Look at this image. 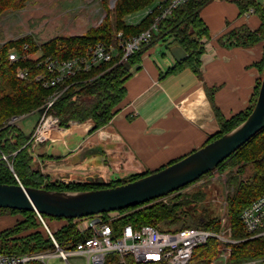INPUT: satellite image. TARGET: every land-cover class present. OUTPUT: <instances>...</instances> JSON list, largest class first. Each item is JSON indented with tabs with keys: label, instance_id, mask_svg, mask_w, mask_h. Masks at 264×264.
I'll use <instances>...</instances> for the list:
<instances>
[{
	"label": "trees",
	"instance_id": "obj_1",
	"mask_svg": "<svg viewBox=\"0 0 264 264\" xmlns=\"http://www.w3.org/2000/svg\"><path fill=\"white\" fill-rule=\"evenodd\" d=\"M26 1L0 0V15L6 11L22 8ZM155 1L115 0L113 8L106 9V15L101 22L83 33L57 35L41 44H37L31 35H25L15 40H8L0 46V183L20 182L23 186L56 191H77L99 187L54 179L43 174L40 168L33 167L35 159L29 135H24L15 124H7V120L13 115L42 111L47 98L54 91L63 90L49 110L58 118L59 125L66 128L73 121L91 120L90 131H96L106 125L119 110L125 97V81L138 67L142 53L151 43L153 44V41L167 42L168 46L176 44L186 52L185 59L171 70L190 67L197 71L199 58L203 52V41L209 38L208 27L201 18L200 11L213 0H186L176 7L169 17L159 22L157 32L152 36V42L142 45L123 62L112 61L88 72L77 73L65 79L58 87H45L40 81L35 80L38 74L47 75L44 65L47 57L69 59L82 54L88 46L97 42L107 44L113 42V37L118 31L122 32L123 38L126 39L149 28L153 17L151 14L144 15L136 23H129L125 18L152 6ZM232 1L237 3L241 12L250 7L253 8V14L258 17L260 24L254 30L244 25L230 30L225 35L228 44L250 47L264 40V4L255 0ZM110 13L113 14L112 17ZM12 51L17 52L19 56L13 62L8 58ZM263 61L264 54L258 64L260 76ZM19 69L27 71L25 79L17 77ZM260 76L248 107L230 118L219 119L218 130L205 143L232 130L247 117L256 100ZM3 156H6V159ZM227 163L230 168L236 169L235 172L238 174L226 179L232 187L231 192L226 193L225 196L228 233L233 239L241 240L230 244L229 260L241 262L261 259L260 263L264 264V239H245L247 236L239 220L241 209L264 192V128L237 148L216 168ZM246 170L249 174L243 179L240 175ZM140 176L131 175L122 180L111 181L107 186L125 183ZM186 186L164 197L120 210L123 214L112 222L113 229L119 231L126 224H131L134 228L148 224L157 227L160 231H175L185 227L218 231L219 217H215L210 210L205 188H197L191 193L178 192ZM173 194L175 195L169 198L168 202L163 200ZM10 214H20L22 217L12 226L0 230V253L25 254L54 249L52 238L39 222L36 212L0 208V218ZM42 216L53 238L62 248L72 247L76 241L89 235L88 232L83 235L78 231L75 219L43 214ZM52 220H60L63 223L59 228L54 229L51 226ZM219 246L220 243L216 239L210 238L205 245L194 250L193 258L208 263L217 255ZM117 258V254H109L105 264H117ZM125 260L127 264H137L130 257H125Z\"/></svg>",
	"mask_w": 264,
	"mask_h": 264
},
{
	"label": "crops",
	"instance_id": "obj_2",
	"mask_svg": "<svg viewBox=\"0 0 264 264\" xmlns=\"http://www.w3.org/2000/svg\"><path fill=\"white\" fill-rule=\"evenodd\" d=\"M244 11L228 0H213L201 9L209 38L197 71L190 67L171 70L184 59L177 62L167 42L157 40L148 46L125 81L119 110L106 125L91 132V120L73 121L51 140L38 144L33 154L42 171L53 177L98 174L108 181L141 168L157 170L202 146L218 130L219 119L248 107L260 76L264 40L243 47L229 45L225 38L240 26L250 30L259 26L258 17ZM82 147L86 149L67 168L58 166ZM21 217L2 216L0 221L4 218L5 223L0 222V230ZM62 223L52 220L51 226L57 229Z\"/></svg>",
	"mask_w": 264,
	"mask_h": 264
},
{
	"label": "built area",
	"instance_id": "obj_3",
	"mask_svg": "<svg viewBox=\"0 0 264 264\" xmlns=\"http://www.w3.org/2000/svg\"><path fill=\"white\" fill-rule=\"evenodd\" d=\"M186 0H156L152 6L145 8L144 15L151 14L152 22L149 28L123 38L118 31L111 43L97 42L90 45L77 56L69 59L47 57L44 60L47 75L38 74L36 81H40L45 87H58L65 79L77 73L88 72L95 67L112 61L123 62L142 45L148 44L153 34L157 32L161 20L169 17L172 11ZM264 4V0H256ZM245 14H253V8L244 11ZM204 40L203 42H205ZM26 47H24L25 49ZM17 52H10L8 58L11 62L18 59ZM17 77L25 79L27 71L19 69ZM63 90L54 91L42 106L39 118L29 135L32 149L40 142L51 140L56 131L62 128L59 120L49 112L53 102L60 96ZM29 113L14 115L7 120V124H16ZM6 159V156H3ZM219 216L220 227L218 231L196 227H185L175 231H160L153 225L144 224L134 228L131 224L122 226L115 231L112 222L122 216L123 212L110 211L92 216L76 218L78 231L85 235L76 241L72 247L62 248L55 241L51 231L47 227L42 214L36 212L39 222L52 238L54 249L25 254L0 253V264H33L44 262L47 258L58 256L69 264L67 257L81 255L86 257L87 264H105L109 254H117L119 258L130 257L137 264H257L258 260L231 262L229 260L230 244L241 240L233 239L228 233V220L225 200ZM239 220L245 239H264V192L246 205L239 212ZM210 238L216 239L220 246L217 255L208 263L194 259V250L205 245Z\"/></svg>",
	"mask_w": 264,
	"mask_h": 264
},
{
	"label": "water",
	"instance_id": "obj_4",
	"mask_svg": "<svg viewBox=\"0 0 264 264\" xmlns=\"http://www.w3.org/2000/svg\"><path fill=\"white\" fill-rule=\"evenodd\" d=\"M169 52L177 62L186 57V52L176 44L169 46ZM264 128V61L260 85L252 110L247 117L232 130L203 144L177 161L152 172L141 168L123 178L104 180L98 174L78 178L76 176L53 177L64 182H79L99 186L94 189L77 191H56L44 188L0 183V208L34 211L51 217L76 219L144 204L164 197L212 171L237 148ZM107 136V135H106ZM80 148L72 157L58 163L60 167L71 164L84 151ZM38 164L33 161V167ZM131 175H141L137 179L115 186H107L111 181L122 180Z\"/></svg>",
	"mask_w": 264,
	"mask_h": 264
},
{
	"label": "rangeland",
	"instance_id": "obj_5",
	"mask_svg": "<svg viewBox=\"0 0 264 264\" xmlns=\"http://www.w3.org/2000/svg\"><path fill=\"white\" fill-rule=\"evenodd\" d=\"M114 2L115 0H27L22 8L6 11L0 15V46L8 40H15L25 35H31L37 44H41L57 35L83 33L97 26L105 17L106 9L113 8ZM144 12L145 9L137 11L127 16L125 20L134 23L144 16ZM112 16L113 14L110 13V17ZM38 118L39 112L33 111L15 125L28 136L33 131ZM38 147L35 146L33 150ZM34 167L40 168V164H35ZM235 170L230 168L228 163L224 164L178 192L191 193L197 188L204 187L207 190L206 200L209 201L210 210L215 217H219L226 193L232 190L226 179L233 175L237 176ZM248 174L246 170L240 177L245 179ZM174 195L167 196L163 200L168 202ZM0 222L5 223L4 218ZM67 260L69 264H87L86 257L81 255H70ZM117 261V264H127L125 257L121 259L118 256ZM260 261L261 259H258V264H261ZM36 264H67V262L61 257L53 256Z\"/></svg>",
	"mask_w": 264,
	"mask_h": 264
},
{
	"label": "flooded vegetation",
	"instance_id": "obj_6",
	"mask_svg": "<svg viewBox=\"0 0 264 264\" xmlns=\"http://www.w3.org/2000/svg\"><path fill=\"white\" fill-rule=\"evenodd\" d=\"M206 190V189H205ZM206 192H207V190H206Z\"/></svg>",
	"mask_w": 264,
	"mask_h": 264
}]
</instances>
